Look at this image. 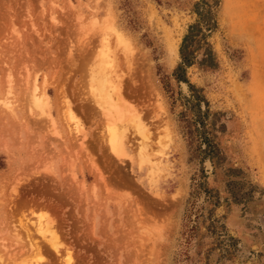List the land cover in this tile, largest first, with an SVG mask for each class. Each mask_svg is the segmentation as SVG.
Segmentation results:
<instances>
[{
	"label": "rangeland",
	"instance_id": "rangeland-1",
	"mask_svg": "<svg viewBox=\"0 0 264 264\" xmlns=\"http://www.w3.org/2000/svg\"><path fill=\"white\" fill-rule=\"evenodd\" d=\"M195 1L0 0V264H68V251L75 264H264V0H221L208 38L218 67L187 69L225 124L216 167L192 158L161 81ZM106 58L126 110L98 98ZM201 166L219 196L212 215L236 239L220 235L228 256L201 219L189 229ZM228 166L241 170L235 199Z\"/></svg>",
	"mask_w": 264,
	"mask_h": 264
},
{
	"label": "trees",
	"instance_id": "trees-1",
	"mask_svg": "<svg viewBox=\"0 0 264 264\" xmlns=\"http://www.w3.org/2000/svg\"><path fill=\"white\" fill-rule=\"evenodd\" d=\"M221 0H198L193 4V11L196 19L188 25L179 46V61L173 68L170 77L163 74L161 81L168 97L171 99V109L177 101L182 107L178 112V119L181 122V130L190 146L192 158H195L202 165L205 161L210 162L213 167L221 166L225 161V155L216 141V132L222 131L225 124L220 121L219 113L210 110L209 101L203 89L192 83L187 76V69L196 65L202 70H215L218 67L217 58L213 48L208 41L212 32L217 29L216 18L217 8ZM170 79H173L179 87L175 92ZM185 86V90L182 89ZM226 174L230 177L227 181L228 192L234 197L231 185L239 184V180L233 178L241 173L239 168L228 166L225 168ZM198 178H193L192 190L186 200V216L192 222L189 229L195 231L199 220L206 223L205 227L216 237V245H219V255H230L228 245H223L220 235H226L230 241L236 239L225 232L224 225H218L219 218L212 215V208L219 205V196L209 188L205 181V169H199ZM202 197L199 203L198 198ZM235 199V197H234ZM198 202V203H197ZM212 206L207 210V204ZM207 210L205 215L204 210ZM195 212H194V211ZM194 214V218L191 215ZM218 227L221 230H218ZM192 236V235H191Z\"/></svg>",
	"mask_w": 264,
	"mask_h": 264
},
{
	"label": "bare ground",
	"instance_id": "bare-ground-1",
	"mask_svg": "<svg viewBox=\"0 0 264 264\" xmlns=\"http://www.w3.org/2000/svg\"><path fill=\"white\" fill-rule=\"evenodd\" d=\"M174 43V42H173ZM173 45V44H172ZM172 52H175V54H176V47L175 48H173V51ZM105 58V57H104ZM104 60V59H103ZM111 62H113V60L111 61H109V58H106V60H104L103 61V64L101 63L100 64V68H102L103 67V72L99 75L98 73H97V75L98 76H100V77H98V79H97V83H96V85H98L97 86V95H98V98H99V100L100 99H103L104 101H108V102H114V98L116 97V99H117V104H115V106L114 107H119V109L121 108V110H123L122 108L124 107L125 108V110H126V103L123 101V94H122V81L119 79V76H118V78H117V80L114 78H111V80L109 79L110 78V76H109V78H108V76H107V74H106V71L107 70H109L108 68L110 67V66H112V64H111ZM114 64H116V63H114ZM101 65H103V66H101ZM98 68H99V64H98ZM102 70V69H101ZM114 70V69H113ZM113 70L111 69V71L113 72ZM116 71V70H115ZM114 71V72H115ZM97 72H98V70H97ZM101 72V71H100ZM117 72V71H116ZM115 72V73H116ZM111 74H114V73H111L110 72V75ZM108 75H109V73H108ZM115 75V74H114ZM112 77V76H111ZM109 80V81H108ZM107 82H110L111 84H114L113 85V89H111V90H113V91H111V90H109L108 88H107V86L108 87H110L109 85H107L106 83ZM108 89V90H107ZM41 92H42V95L41 96H43V95H45L46 94V89H43V90H41ZM111 92H113L114 93V96H113V93H111ZM34 93V92H33ZM35 94V93H34ZM36 96V95H35ZM45 97V96H44ZM38 98V99H37ZM37 98H34V100H35V104H39L40 105V103H41V100H40V97H37ZM33 99H32V101H34ZM40 100V101H39ZM102 100V101H103ZM38 105V106H39ZM40 107H41V105H40ZM67 108H68V105H67ZM128 109V108H127ZM68 110V109H67ZM70 107H69V112H70ZM121 110H119V113L121 114L122 113V111ZM125 112V111H124ZM42 113H43V110H42ZM123 114H125V113H123ZM125 117V116H124ZM127 117V116H126ZM141 118L140 117H138V119L137 120H135L136 121V123H135V125H134V127H136L137 128V131H139L141 134H143L144 135V133L146 132V127H145V125H143L142 123H141ZM134 121V120H133ZM134 124V123H133ZM116 126V125H115ZM135 128V129H136ZM115 130V129H114ZM122 130V129H121ZM121 130H117L116 132H114L113 134H112V136H111V138H110V140H111V143H112V145H113V147L117 150V151H123V140H124V138H125V130H124V132L123 131H121ZM147 133H148V131H147ZM45 224L47 225V228H49V230H50V234H51V236H50V238H48L47 239V243L50 245L49 247L52 249V250H54V251H58V249H59V246L61 245L59 242V240L57 241V239L59 238L58 237V235H56V233L54 232V231H51V224H50V222H49V224H48V222L46 221L45 222ZM46 225H45V227H46ZM68 264H75V260H73V256H72V252L71 251H68V262H67Z\"/></svg>",
	"mask_w": 264,
	"mask_h": 264
}]
</instances>
